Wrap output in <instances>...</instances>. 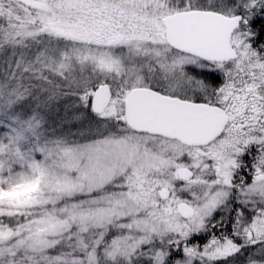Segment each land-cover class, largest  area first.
<instances>
[{"label":"snow or ice","instance_id":"1","mask_svg":"<svg viewBox=\"0 0 264 264\" xmlns=\"http://www.w3.org/2000/svg\"><path fill=\"white\" fill-rule=\"evenodd\" d=\"M0 264H264V0H0Z\"/></svg>","mask_w":264,"mask_h":264}]
</instances>
